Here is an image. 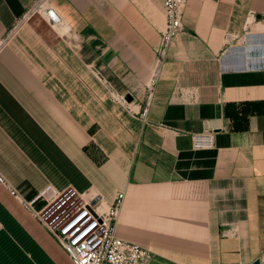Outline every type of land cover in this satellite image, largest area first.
<instances>
[{"label":"crops","instance_id":"crops-1","mask_svg":"<svg viewBox=\"0 0 264 264\" xmlns=\"http://www.w3.org/2000/svg\"><path fill=\"white\" fill-rule=\"evenodd\" d=\"M34 1L0 0V169L21 196L0 185V264H74L22 200L49 183L125 191L116 233L149 264H253L264 0H188L162 62L164 0H50L64 24L35 11L12 32Z\"/></svg>","mask_w":264,"mask_h":264},{"label":"built area","instance_id":"built-area-1","mask_svg":"<svg viewBox=\"0 0 264 264\" xmlns=\"http://www.w3.org/2000/svg\"><path fill=\"white\" fill-rule=\"evenodd\" d=\"M188 0H164L165 29L158 48V61L168 54L175 37L184 29V11ZM40 11L55 26L64 24L61 12L50 0H35L28 13L13 27L14 32L27 15ZM264 20V18H263ZM3 41H0V48ZM156 75L152 78L154 82ZM149 101L141 111L146 115ZM213 131L193 134L196 147L212 143ZM0 185L21 197L16 186L0 169ZM125 191L118 190L112 201L101 192L87 193L75 186L57 190L52 183L29 198H22L31 212L46 226L68 253L74 264H149L153 252L116 233V222L122 208ZM264 264V254L259 258Z\"/></svg>","mask_w":264,"mask_h":264},{"label":"water","instance_id":"water-1","mask_svg":"<svg viewBox=\"0 0 264 264\" xmlns=\"http://www.w3.org/2000/svg\"><path fill=\"white\" fill-rule=\"evenodd\" d=\"M125 97L128 99V100H132L133 99V96H132V94L131 93H127L126 95H125ZM259 259L257 258L255 261H254V263L253 264H259Z\"/></svg>","mask_w":264,"mask_h":264}]
</instances>
